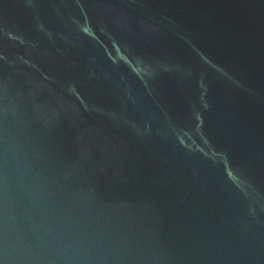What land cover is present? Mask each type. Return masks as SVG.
I'll use <instances>...</instances> for the list:
<instances>
[{"label":"water","instance_id":"obj_1","mask_svg":"<svg viewBox=\"0 0 264 264\" xmlns=\"http://www.w3.org/2000/svg\"><path fill=\"white\" fill-rule=\"evenodd\" d=\"M0 264H264V0H0Z\"/></svg>","mask_w":264,"mask_h":264}]
</instances>
